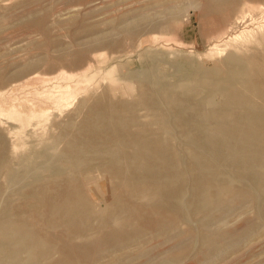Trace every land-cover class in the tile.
Returning <instances> with one entry per match:
<instances>
[{
	"label": "rangeland",
	"instance_id": "obj_1",
	"mask_svg": "<svg viewBox=\"0 0 264 264\" xmlns=\"http://www.w3.org/2000/svg\"><path fill=\"white\" fill-rule=\"evenodd\" d=\"M231 70L239 98L263 103L264 0H0V244L13 235V264H69L59 259L63 241L79 246V264H264V142L229 134L244 126L223 115L244 112L232 105L244 99L229 95ZM103 102L124 124L105 138L161 142L188 218L142 205L156 193L130 199L124 166L150 180L163 159L127 163L102 140L104 122L85 129L94 138L82 135L89 116L102 123L91 109ZM77 182L98 206L89 227L68 237L48 222L47 197ZM122 195L128 213L100 217ZM23 226L36 235L17 255ZM108 227L127 229L122 245L106 240ZM47 240L55 245L45 257Z\"/></svg>",
	"mask_w": 264,
	"mask_h": 264
},
{
	"label": "bare ground",
	"instance_id": "obj_2",
	"mask_svg": "<svg viewBox=\"0 0 264 264\" xmlns=\"http://www.w3.org/2000/svg\"><path fill=\"white\" fill-rule=\"evenodd\" d=\"M217 1H219V0H217ZM36 14H33L34 16H32L30 13V15L32 17L30 18L28 16L29 17L28 21L33 22V19L34 20L38 19L37 16H39V15H36ZM132 33H134V32H132ZM233 61H235V58H231L229 60V62H233ZM234 73L235 72L233 70H231V77L229 79V83H230L232 90L230 91L229 95L232 98V96L236 94V99L233 100V102L237 101L239 99H244L243 103L241 102V103H233L232 104V105H241L240 107L244 108V112H241L239 115H237L238 113L236 114L233 110H230V111L224 112L223 115H226L228 117L227 118L228 124H233V126H234V123H241L244 126L238 130L232 129L229 132V134L233 136L231 138L248 136L253 141L262 140L264 142V102L261 104H258V103H254L251 100H249L248 97L240 96L242 98H239V94H241L242 92L238 91L236 88L233 87V84L235 83V79H236ZM257 93H259V96H261L263 101H264V93L262 94L260 91L258 92V90H257ZM227 97H229V96L227 95ZM149 102L151 105L153 101L152 102L149 101ZM103 104L104 105L100 104V106L95 105L91 109L92 115H96V117L98 116L97 117V118H99L98 120L99 121L102 120V123L101 124H90V116H89L88 118H86L85 123H83V125H81L82 129L80 132L82 133V135L88 139L94 138L95 137L94 135L85 134V133L90 131V130H85V129L88 127V125H90L91 130L99 131L100 130L99 127L102 126V124L104 122L106 131L102 132L100 130L101 131L100 135L103 137L102 140L104 142H105V140H107V142H110V143H117V146L120 147L123 150V152L125 153V156H127L126 157L127 163H131L134 160H145L147 158H156V159H159V161H160V159H163V163L161 165V168L158 171H156L155 174H153L154 176L150 180L147 178L146 175L137 176L136 174H134L132 172V170H127L126 169L127 167L123 165L124 170H126V172L128 174L126 179H127V181L131 182V184L128 185V189H127L129 191V195L130 196L132 195V197L130 199L133 198V194H138L139 196L140 195H142V196L146 195V197L147 196L149 197L151 194L156 193L157 196H160V195L161 196L156 198V199L147 198V199H145V202L143 200L144 203L142 205L145 207H148L150 209H153V210H156V209L163 210L161 218H167V217L177 218L178 214L181 215L183 217V219L188 218V207L189 206H188V202H187L188 198L186 197L187 192L185 191L183 186H180L178 188L171 187L170 180L172 177H175V173L171 169V165H173L174 162H173V159H170L169 157L165 158V153L161 149L162 148L161 142L157 141V139H154V140H150L149 142H146V143H142V142L138 143V142H136V138L134 139V137L131 140H129L126 132H124L120 136L119 139H114L113 137L112 138H105L106 133H108L109 136H112V133H117L124 124H122L121 118L119 115H117V113H111L112 110L108 109L109 107H107L104 102H103ZM109 105L111 106L112 103ZM218 124L221 125V123H219V121H218ZM258 129H260L263 132L262 135H258L259 133H256V132L254 133V131H256ZM198 130H200V129L198 128ZM77 136L73 139L74 143L80 139V137L77 139ZM98 137L99 136H97V138ZM225 137H228V140L230 139L229 136H225ZM157 138H159V137H157ZM200 140L203 141V138L202 139L200 138ZM132 145H134L135 148L131 152L128 148L132 147ZM199 146H200L201 152L204 154H205V151L206 152L208 151L209 153L212 152V151L210 152V150H206L204 148V143H200ZM245 148H246L245 144H243V145H240V147H238V150L245 152V150H244ZM74 158H76V157H74ZM55 171H57V170H55ZM217 180L221 181L220 178H218ZM203 184L204 183L201 182V185L195 186L193 190L195 191L199 188L202 189ZM57 186L58 187H56V189L53 190L55 197H49V196L47 197L48 204L50 205V203L52 202L51 203V207H52L51 216L48 219V222H50V224H52L53 227H54V225H58V226L63 227V229H65L67 231L65 234L69 237L72 234H74L76 231H83L85 228H87L88 225H90L91 219H92L94 212H95L94 206L96 203L94 201L92 202L89 199L88 192L85 190L83 183L82 184L78 183V182L74 183V184L73 183H70V184L65 183L61 186L60 185H57ZM123 196L124 195H122V199H123ZM173 196L175 197L177 204L171 203L170 200H171V197H173ZM111 198H112V196H111ZM114 198L115 199L114 200L112 199L110 206L109 207L107 206L108 209L99 214L100 217L103 216V217L109 218V217H113L115 215L118 216L119 215L118 211H125L128 213V211L130 209L129 207L132 206L131 200L125 198L126 201L124 199H123L124 201H121L120 198H118V197H114ZM96 206H98V204H96ZM96 210L98 212V208ZM99 210H100V207H99ZM125 212L123 213V215L125 214ZM138 219L137 220L140 222L141 219L139 217H138ZM154 222H155V220H154ZM156 222H158V221H156ZM23 225H25V224H23ZM116 231H115V229L108 227L107 228V234L108 235H106L105 238L107 241L113 240L114 238L118 239V241L121 242L120 245H122V240H124V238H122V236L126 235L127 229L123 227V230L121 229V230H118L117 232ZM35 235L36 234L32 230L27 229L25 226H23V228H21L20 231H16L15 236L20 237L21 239H25L24 242L20 243L23 245L22 246L19 245V248L17 250V255L20 254L21 251L27 250L28 246L29 247L31 246V244L28 245V242H30V241H28V239L31 237H34ZM118 236H120V237L118 238ZM203 239H204V242L205 241L209 242L211 240L210 237L209 238L204 237ZM51 242H49V240L40 241V243H39L40 247L38 250L41 249V254L43 253V255H44V254L48 253V251H49L48 249L50 247H52V244H53ZM88 242H89V238H87V240H85L83 244L88 243ZM3 244L6 248H11L12 253L8 254V255H3V254L0 255V260L3 259L5 262H7V264H13V246H14L13 245V235L5 236L3 242L0 244V246ZM53 245H55V244H53ZM58 245L60 247L59 249L61 252V254H60L61 258H59V259L62 262L69 263V264H79L77 262H78L79 258L81 257L80 256L81 254L79 252H77L78 251L77 248H79L78 245L70 246L65 241L58 243ZM84 247H86V246H84ZM87 247L90 248L91 246L90 247L87 246ZM211 247L215 248L214 244H211ZM80 248H82V246ZM30 249H31V247H30ZM29 259H27L26 261L29 262L30 261ZM41 260H42V258H41ZM26 261H23L24 263L22 262V263H16V264H25ZM37 262L38 261L36 260V263Z\"/></svg>",
	"mask_w": 264,
	"mask_h": 264
}]
</instances>
